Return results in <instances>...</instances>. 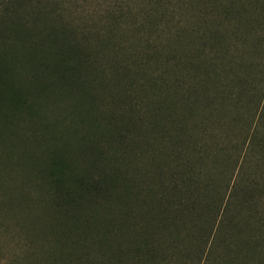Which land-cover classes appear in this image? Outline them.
Segmentation results:
<instances>
[{
    "label": "rangeland",
    "instance_id": "374dc122",
    "mask_svg": "<svg viewBox=\"0 0 264 264\" xmlns=\"http://www.w3.org/2000/svg\"><path fill=\"white\" fill-rule=\"evenodd\" d=\"M65 1L69 6L66 18L74 20L77 30L86 28L91 41H97L94 33L101 25L104 48L95 47L101 53L94 57L100 61L101 75L109 79H104L109 86L99 90L102 96L96 102L108 111L123 106L129 116L118 121L125 126V133L120 134L81 96L87 94L85 86L74 89L59 84L55 71L29 57L23 48L0 45V78L4 76L0 84L17 91L15 96L8 93L3 102H13V97L23 101L26 93L22 108L5 111L0 117V264H97L111 241L115 246L110 252L117 254L114 260L118 264H138L132 248L143 235L162 246L154 248L156 256L149 255L148 264H200L195 259L201 264H221L222 259L231 264H264V225L256 221L259 214L264 215V121L259 125L257 116L253 119L264 103V51L254 46V33L249 37L243 34L245 42L240 46L225 40L233 24L244 28L251 23L264 37V0H165L160 7L149 0ZM119 3L132 7L134 15L115 20ZM240 5L254 10L243 8L234 14L232 8ZM27 12L31 13L29 20L34 18L32 10ZM220 23L227 29L218 33L219 47L215 42L213 47L226 60L240 56L242 64L234 70L230 65L229 70L231 80L239 72L241 80L235 85L244 88L241 103L229 108L223 101L221 109H212L206 103L192 102L191 109L184 98L168 96V91L180 71V81H190L191 60L201 54V35L219 28ZM31 40L36 42L37 37ZM114 43L123 45L117 56L112 51ZM226 44L228 48L223 47ZM128 57L131 69L113 79L112 65L126 62ZM254 61L252 67L244 65ZM199 67L197 62L196 69ZM160 73L165 75L163 83L153 85L152 77ZM145 91L152 94V102ZM155 123L161 126L155 128ZM53 155L69 162L67 171L54 174L63 177L61 185H55L50 174ZM99 163L106 171L117 168L120 181L93 203L86 201L89 205L83 212L95 207L129 230L119 231L120 225L101 221L102 248L99 243V248L81 247L83 243L92 246L100 232L92 226L84 228V233L63 232L72 219L58 208L54 192L68 188L79 193L75 176L84 173L98 178ZM238 181L250 182L253 188L247 198L256 202L247 208V200L238 210L235 229L225 227L237 238L224 248L222 242L217 245V235L219 228H224L221 219L231 200V186ZM159 191L177 200L189 199L182 213L195 209L190 219L180 225L149 220V199ZM120 193L127 201L119 199ZM256 210V217L247 220ZM124 212L129 216L122 221ZM99 216L93 215L90 224L97 225ZM205 230L210 232L201 243ZM235 242L246 249L231 259L237 253Z\"/></svg>",
    "mask_w": 264,
    "mask_h": 264
},
{
    "label": "trees",
    "instance_id": "16d2710c",
    "mask_svg": "<svg viewBox=\"0 0 264 264\" xmlns=\"http://www.w3.org/2000/svg\"><path fill=\"white\" fill-rule=\"evenodd\" d=\"M149 1L154 2V4L159 7L161 5H165V0ZM258 1L260 0H255V2ZM253 6L255 7V5ZM68 7L69 6L65 0H0V45L4 47L19 46L23 48L29 57L35 59L39 64L48 66L55 71V74L58 77L55 80L59 82V84H63L64 82L74 89L81 85L85 86L87 94L83 92L81 96L93 105V107L97 110V113L99 109V115L102 114L104 118L106 116V121L110 122L120 134H124L125 126L120 123L118 119H120L119 117L125 118V114L127 116L129 115L124 112L123 106H121V109L119 110L108 111L103 109L104 107L102 108L100 103L96 102L97 97L100 98L102 96L99 90H105L109 86V83L104 80L106 78L103 79L101 75L102 65L100 61L94 57V55L101 53L98 50H94L95 47L100 46L101 49L104 48L103 36L101 38V25H97V30L95 31L96 34L94 33L97 41H91L89 38L90 34H87L88 30L86 28L83 30H77L74 25V20L72 18H66ZM116 7L118 14L115 13L117 15L115 20L117 21H119V17L121 16H125L127 14L134 15V12L131 10L132 7L126 5L125 3H119ZM159 7H156L155 9L160 10ZM243 8L246 12L248 10H254L252 7L246 5L243 7V5H240L238 8H232V12H234V14H239ZM29 10L33 11L32 15L34 16L31 20L28 19V15L31 14L30 12H27ZM226 12L230 13L229 9H227ZM138 18L140 19V17ZM136 21L138 24L144 25V23L140 22L137 18ZM104 24L107 25V23ZM250 24L251 23L247 24L244 28L237 26V24L234 26L233 24V31L226 36L225 40L229 41L231 45L240 46L245 42L242 39L243 34L247 37L248 34L251 35V33H254V46L264 51V37L257 32L255 27H251ZM224 25V23H220L217 25L219 28L206 33L205 36L201 35V39H203V42L199 47L201 54L191 60L190 69H193V73H190V81L187 82L186 79L180 81L181 74H183V72L180 71L177 74L176 79H173L174 84L172 85L173 87L169 89L168 96H181L185 99L184 102L189 104L188 106L191 109L197 102L206 103V105L212 109H221V107L224 106L223 101H225L229 108H238V105H240L239 103H241L240 99L243 96L244 88L240 85H235L237 81L241 80L240 75L238 74L239 72H235V77L231 80V68L234 70L237 66L242 64V60L238 59L240 56H231L228 60H226V58H223V55L218 56L216 49L213 47V42H215L217 47H219L220 37L218 33L223 32L222 29H227V26ZM143 28L144 31H146L145 27ZM33 37H37L36 42L31 40ZM228 46L229 45L227 44L223 45L224 48H228ZM151 47L156 48V46ZM112 49L117 56V52H120L123 49V45L122 43H114ZM46 54L49 56H46ZM129 58L130 57H128L126 62L121 63V61H119L112 65V69L114 71L113 79L118 80V78L122 77L124 73L131 69L130 67L132 63L131 61L130 63L128 62ZM230 61L231 64L229 63ZM197 62L200 63V67L196 69ZM255 63V61L254 63L246 62L244 65L252 67ZM230 65L231 68L229 70ZM221 74H223V77ZM3 78L4 76L2 75L0 79ZM164 78L165 75L160 73L157 78L152 77L151 82L153 85H159L163 83ZM106 80L109 81V79ZM10 81L12 80L10 79ZM132 86L133 85L131 84L127 90H130ZM44 87H46V85H43V90ZM137 87L140 88L139 86ZM11 92L15 96L17 91L15 89L8 88L5 83L0 84V117L5 111H16L19 108H22L20 107V104H22V102H26L24 101L26 93H23L22 96H25L23 101H19V99L15 100V97H13V102L4 103L3 98ZM146 94L148 96L149 103L152 102V94L149 92H146ZM193 95H195V100H191ZM192 102L194 104H192ZM2 103L5 105H2ZM164 106H166V104L159 105V108H163ZM252 111L253 110H251V112ZM253 115V119L257 116L256 121H258V124L261 125L264 121V103L259 112L257 113L256 111ZM145 126L146 125H143V128ZM160 126L161 125L155 123V128ZM60 156H52L50 174L53 179L56 180L57 184L55 185L63 184V177H57L54 176V174L58 175L59 172H64V170L67 171L69 164V162ZM96 170H100V176L98 178H93L91 176L85 177L84 173L75 176L76 184H78L81 188L80 191H78L79 193L75 192L76 195L68 188L67 190L65 189L66 191L55 189L54 192L55 198H57V201L55 202L56 205L64 211L63 214L66 213L68 215L66 216L67 218L72 219V221L68 222V225L62 229L63 232L70 234L77 232L84 233V228L88 226H92V229L93 227L95 228L93 230L100 232L97 234V239L94 240V244L92 246H90L89 243H83V245H80L81 247L87 246L88 248H102L101 233L103 231L100 226L103 227V225H101V221H103L102 224H105L106 222L107 224L111 223L112 225H120L119 231L129 230L127 226L117 222L109 213L99 211L95 207L90 206L88 207L90 209L83 212V209L89 205L86 201L93 203L96 198L100 196L104 190H106V188L108 189L110 186H113L116 182L120 181V171H118L117 168L106 171V169L100 164ZM189 187L190 185H188V188ZM175 188L179 189V186L175 185ZM250 188H253V186L250 185V182L247 184H241V182L238 181L231 186V200L228 201L225 214L222 215L221 225L224 228H219L221 231L217 235V245L222 242L225 246L224 248H226V243L229 242L232 244V241L237 238L236 234L229 233L226 231L227 229L225 227L234 226V229L237 227V224L234 222H239L240 215H237L236 213L240 208H242V206H246L245 204L247 203V200L249 203L246 207H254L256 200L253 198H247ZM256 188L257 187H254V191H256ZM130 191V187L126 188L128 196H130ZM121 194L122 193L118 196L119 199H121L122 202L127 201V197L121 196ZM154 197L155 198H152V201L151 198L149 199V220H153L155 222L167 220L168 222L176 225H180V222L184 224L190 219V216H192L195 210L193 209L187 215L182 213L184 208L189 206V199L187 198H180L177 200L175 198H170V196L164 192L160 194V191L154 194ZM145 200H147V197ZM257 213L258 211L254 213V215L250 214L247 220L250 221L252 217H256L255 215ZM99 214L102 216L95 219L96 224H98H90L92 216L94 215L95 217ZM82 215H84V218H79V216ZM128 216L129 213L124 212L121 215V220L124 221V219ZM73 218L76 219L77 223L74 222ZM256 219L257 223L259 222V224L264 225V215L259 214ZM81 220L82 222H79ZM256 221L251 222H254L252 224H255ZM233 223L234 225H232ZM209 232L210 231L207 230L202 232V236L200 237L201 243L204 241L206 242ZM140 238L141 239L133 246L132 252L136 263L148 264L149 255L156 256L157 252L154 248L162 246L156 245L157 243L153 241L151 237L149 238L143 235ZM241 240L243 241V239ZM96 243H99V247ZM111 243L112 244H110V247L107 249V253L104 252L101 255L100 261L97 264H118V261H115L117 254L114 253V250V254L110 252L115 246H113L112 241ZM247 246L251 249L249 244ZM235 247V252L237 253L235 256L233 255L231 259H237V257L243 254V251L246 249H243L240 243L236 242ZM120 254L121 253H119V255ZM195 260H198L195 261V263L198 262L201 264L199 259ZM227 263L231 264L228 259H222L221 264Z\"/></svg>",
    "mask_w": 264,
    "mask_h": 264
}]
</instances>
